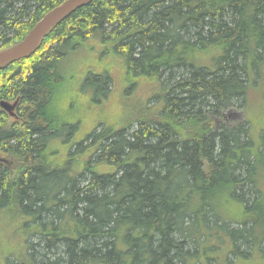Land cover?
<instances>
[{"label":"trees","instance_id":"trees-1","mask_svg":"<svg viewBox=\"0 0 264 264\" xmlns=\"http://www.w3.org/2000/svg\"><path fill=\"white\" fill-rule=\"evenodd\" d=\"M64 1L0 0V50ZM93 42L130 84L111 113L108 70H62ZM16 99L1 264H264V0H94L0 70Z\"/></svg>","mask_w":264,"mask_h":264},{"label":"rangeland","instance_id":"rangeland-1","mask_svg":"<svg viewBox=\"0 0 264 264\" xmlns=\"http://www.w3.org/2000/svg\"><path fill=\"white\" fill-rule=\"evenodd\" d=\"M96 43L97 42H93L86 48L71 54L62 64V70L66 75L75 77L77 82L83 79V74L91 67L98 66L101 71L108 70V72L115 77L117 82H119L118 90L109 96V102L106 105L108 108L106 111L111 113L110 110L117 109L119 97L128 92L130 84L126 81L125 66L122 60L115 55H108L105 56L103 60H100L99 57L102 52L101 49H98ZM77 89L80 90L79 85L76 87L74 86V88L71 86L69 87V91H75ZM141 96L144 95L141 94ZM10 221L11 219L8 213H4V206L0 207V259L2 260H4V254L9 248L16 247L15 237L18 235L15 233L13 224H11Z\"/></svg>","mask_w":264,"mask_h":264},{"label":"water","instance_id":"water-1","mask_svg":"<svg viewBox=\"0 0 264 264\" xmlns=\"http://www.w3.org/2000/svg\"><path fill=\"white\" fill-rule=\"evenodd\" d=\"M94 0H66L54 9L50 10L29 31L26 37L18 44L7 49L0 50V70L7 69L10 65L26 60L34 56L41 48L45 38L64 20L74 14L78 9L90 4ZM18 101L11 104L0 101V108L11 117H15V109ZM0 161H2L0 159Z\"/></svg>","mask_w":264,"mask_h":264},{"label":"flooded vegetation","instance_id":"flooded-vegetation-1","mask_svg":"<svg viewBox=\"0 0 264 264\" xmlns=\"http://www.w3.org/2000/svg\"><path fill=\"white\" fill-rule=\"evenodd\" d=\"M19 102V99H16L14 102H9V103H16V102ZM6 102H8V101H6ZM18 107H19V105H17V107H16V109H15V114H16V112H17V110H18ZM0 111H3L1 108H0ZM5 112V111H4ZM6 113V112H5ZM8 114V113H7ZM9 115V114H8ZM10 116V115H9ZM11 117V116H10ZM11 118H13V117H11ZM16 118V117H15ZM14 118V119H15ZM2 161H0V162H4V159L3 158H0Z\"/></svg>","mask_w":264,"mask_h":264}]
</instances>
